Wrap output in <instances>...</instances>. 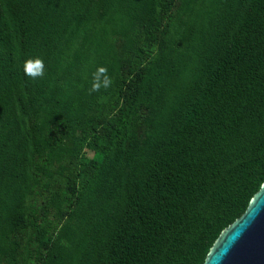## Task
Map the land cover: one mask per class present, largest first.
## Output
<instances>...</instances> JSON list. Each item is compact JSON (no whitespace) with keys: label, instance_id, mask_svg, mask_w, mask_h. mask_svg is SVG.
I'll return each mask as SVG.
<instances>
[{"label":"trees","instance_id":"obj_1","mask_svg":"<svg viewBox=\"0 0 264 264\" xmlns=\"http://www.w3.org/2000/svg\"><path fill=\"white\" fill-rule=\"evenodd\" d=\"M230 1H196L199 11H211L210 42L200 48L197 63H190L194 69L183 67L167 95L142 89L139 80L131 83L125 107L132 109L136 124L122 205L94 264H168L177 257L181 264H202L220 232L244 213L264 182V0L241 1L226 21L219 12L227 11ZM162 2L161 22L167 27L181 0ZM154 5V0H0V233L9 218L3 185L29 143L24 120L52 116L43 132L48 145L62 143L68 133L65 66L80 52L81 34L97 21L120 20L130 25L127 36L137 39L138 25ZM114 37L122 58L125 38ZM36 57L43 60L44 75L30 79L24 63ZM119 63L123 81L138 70L124 59ZM38 68L30 65L29 71ZM116 111L114 102L102 123ZM33 160L46 163L37 154ZM34 179L28 225L11 226L8 235L16 264H43L50 244L41 236L53 239L60 226L59 219L48 217V178L36 172ZM74 191H61L68 212ZM12 260L2 255L0 264Z\"/></svg>","mask_w":264,"mask_h":264},{"label":"rangeland","instance_id":"obj_2","mask_svg":"<svg viewBox=\"0 0 264 264\" xmlns=\"http://www.w3.org/2000/svg\"><path fill=\"white\" fill-rule=\"evenodd\" d=\"M154 1V10L138 25L137 39L127 36L130 25L120 20L97 21L81 34L80 52L72 54L70 63L65 66L70 72L67 81L70 92L64 96L69 104V123L62 143L53 146L43 141V132L52 119L48 113L40 114L36 120L35 117L24 120L29 143L19 154L16 169L3 185L9 218L2 224L6 228L0 233V257H13L3 264H16L15 246L8 235L11 226L28 225L27 206L30 189L36 183V172L48 178L52 192L48 217L60 220L53 239L41 236L43 243L50 244L43 264H82L86 261L94 264L104 250L122 205L120 195L127 171L126 159L129 145L134 141L136 121L132 119V109L125 107L131 83L139 80L142 89L151 88L154 95H167L165 91L176 82L183 67L194 69L190 63H197L202 53L200 48L205 49L210 42L206 35L211 11H199L200 0L198 3L197 0H181L177 17L167 27L161 22L163 2ZM241 1L244 0H231L228 10L221 9L219 15L224 14L226 21H230ZM117 34L125 38L122 58L114 47ZM120 59L138 65L129 80L118 77ZM105 77L111 80L108 87L102 86ZM94 84L100 85L96 91H92ZM85 99H90L89 105ZM114 102L117 111L102 123L103 112ZM34 154L46 158L44 166L33 160ZM72 187L76 198L68 212L63 206L61 191ZM195 240L192 238V243ZM182 262V258L177 257L168 264Z\"/></svg>","mask_w":264,"mask_h":264},{"label":"water","instance_id":"obj_3","mask_svg":"<svg viewBox=\"0 0 264 264\" xmlns=\"http://www.w3.org/2000/svg\"><path fill=\"white\" fill-rule=\"evenodd\" d=\"M202 264H264V182L244 213L220 232Z\"/></svg>","mask_w":264,"mask_h":264},{"label":"clouds","instance_id":"obj_4","mask_svg":"<svg viewBox=\"0 0 264 264\" xmlns=\"http://www.w3.org/2000/svg\"><path fill=\"white\" fill-rule=\"evenodd\" d=\"M30 65H38L39 68L38 70H32L29 71V66ZM24 70L26 75L30 78V79H38V78H43L44 75V64H43V60L36 57V58H29L25 61L24 63ZM111 84V80L108 79L107 77H105L102 86L103 87H108ZM100 85H93L92 91H96L98 90V87Z\"/></svg>","mask_w":264,"mask_h":264}]
</instances>
